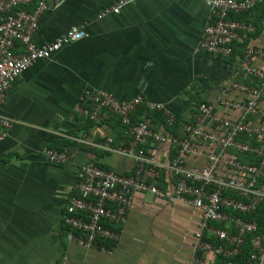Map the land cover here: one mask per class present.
I'll return each mask as SVG.
<instances>
[{
	"label": "crops",
	"instance_id": "obj_1",
	"mask_svg": "<svg viewBox=\"0 0 264 264\" xmlns=\"http://www.w3.org/2000/svg\"><path fill=\"white\" fill-rule=\"evenodd\" d=\"M46 1L49 10L34 38L38 45L51 43L73 26H83L88 37L24 71L0 107L15 122L0 141V264H184L200 212L149 194L133 197L110 253L73 243L63 217L80 167L96 161L131 174L133 163L111 154L96 158L91 149L81 148L69 163L58 166L46 162L39 151L58 150L82 133L95 141L120 137L117 121L87 128L70 120L85 89L105 90L122 101L140 94L146 102L163 104L181 126L193 119L197 101L215 100L233 80L252 84L247 77L234 76L243 53L238 47L232 58L194 53L208 20L204 0H136L100 20L95 14L110 0ZM256 31L251 39L259 46L264 43V21ZM21 50L16 44L14 51ZM251 64L264 67L256 59ZM225 97L245 98L235 90ZM215 113L238 118V112L224 107ZM146 120L157 132L171 135L154 114ZM144 148L159 161H167L172 152L168 143L147 142ZM204 164L203 158L187 160L189 167Z\"/></svg>",
	"mask_w": 264,
	"mask_h": 264
},
{
	"label": "built area",
	"instance_id": "obj_2",
	"mask_svg": "<svg viewBox=\"0 0 264 264\" xmlns=\"http://www.w3.org/2000/svg\"><path fill=\"white\" fill-rule=\"evenodd\" d=\"M136 0H111L97 13L100 20L116 15ZM209 6L195 54L229 58L234 44L246 43L239 71L235 77H247L252 84L231 81L211 102L201 103L193 113L194 121L183 123L176 135L157 132L151 122H133V115L144 105L160 112L166 125L175 124V116L160 103L144 101L139 94L128 101L101 89H85L78 97L71 121L88 120L94 125L118 119L123 134L118 142L105 136L95 141L88 134L70 138L73 149L42 147V158L53 165H65L79 149L100 150L128 158L133 163L130 175L101 169L93 164L80 167L67 198L63 224L69 239L83 249H111L101 242L118 243L121 226L135 195L149 194L169 204H183L200 212V224L193 234L190 256L184 264H231L240 256L249 237L254 250L241 264H262L264 260V43H252L256 26L249 21L231 19L230 15L248 13L264 0H204ZM49 10L46 0H0V107L13 82L40 60H47L61 48L88 37L83 26H73L51 43L38 45L35 35L41 17ZM16 44L22 50L15 52ZM235 90L245 96L233 101L226 93ZM224 107L238 112L236 120L219 116ZM14 121L0 113V141ZM255 140L257 144H251ZM168 143L174 155L159 161L144 148L145 143ZM204 147V148H203ZM245 157L241 161L238 157ZM189 158H203L205 164L189 167ZM170 180L157 186L161 176ZM260 212V214H259ZM256 215L253 220L243 216ZM209 256L212 258L210 259ZM223 261V263H222Z\"/></svg>",
	"mask_w": 264,
	"mask_h": 264
},
{
	"label": "trees",
	"instance_id": "obj_3",
	"mask_svg": "<svg viewBox=\"0 0 264 264\" xmlns=\"http://www.w3.org/2000/svg\"><path fill=\"white\" fill-rule=\"evenodd\" d=\"M110 3H111V0H110V2H108L106 4H110ZM104 5H102V7L100 8V10L103 8ZM100 10H98L96 12L95 18H96L97 13ZM230 18L231 19H235V18L238 19L239 18V20L252 22L256 26V30L258 31V29L261 28V25L263 24V21H264V3H258V4H256L248 13L240 14L238 16L237 15H233V16L230 15ZM253 35L254 34H252L251 36H253ZM235 47H238V50H239V52L241 54V53H243V51H244V49L246 47V43L234 44L233 45V53H232L231 57H229V58H232L234 56ZM201 103H206V102L203 101V100L197 101V103L195 105V111H196V108L198 107V105L201 104ZM150 114H154V116L155 117H158V120H160L158 122H161L162 124H164L166 126V128L171 129V134H173V135L179 134L180 121H177V118L175 120L176 121L175 124L172 127H168L166 125V122L165 121H162L163 118H164V116L160 112L149 111V110L146 109V107L144 105L140 106L139 109L132 116L133 117V122L136 123V122L141 121V120H146L147 118H149V115ZM164 120H165V118H164ZM110 121H117L116 125H118V127H119V132L118 133H119L120 137L117 138V139H114L113 138L114 139V142L116 143V142H118V140L121 138V136L123 134V127L120 124V122H119L118 119L109 120V121H107V123L110 122ZM192 121H194V119H191L190 121H182V122H184V123H191ZM79 122L84 123V125H85L84 127L87 126V128L92 125L91 122H89L88 120H84V119H76L73 123L76 124V123H79ZM63 144H64V146H62L63 148L60 147V149H58V150H62L64 148L73 149L74 146H75V144L73 142H64ZM251 144H254L255 145L257 143H256L255 140H251ZM92 152L95 154L96 158H101L104 155H110V154H108L106 152H103V151H100V150H96V149L95 150H92ZM173 155H174V152H171V155L170 156L172 157ZM237 157L241 161H246L247 160L245 157H239V156H237ZM93 165H95V166H97V167H99L101 169L107 170V171H111L112 170L110 167L101 165V164L97 163L96 161L93 162ZM116 173L122 174V173H119V172H116ZM123 175H130V174H123ZM163 177L164 176H161L162 182L161 181L157 182V186L162 187V184L165 186V183H167L170 180V176L169 175H168V179L167 180H165ZM259 214H260V212H259ZM243 218L246 219V220H253L254 218H256V215L243 216ZM99 245L105 246L106 249H112L115 246V244L113 242H109V241L108 242H101V243H99ZM253 250H254V247L250 244L249 237H248L247 238V243L245 245V248H244L242 254L240 256L232 259L230 261V263L231 264H241L244 261L245 257L249 253H251Z\"/></svg>",
	"mask_w": 264,
	"mask_h": 264
}]
</instances>
